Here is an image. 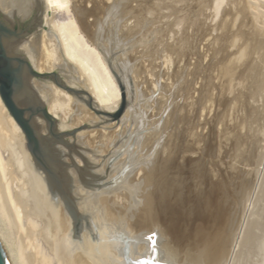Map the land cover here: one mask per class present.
Wrapping results in <instances>:
<instances>
[{"label": "bare ground", "instance_id": "bare-ground-1", "mask_svg": "<svg viewBox=\"0 0 264 264\" xmlns=\"http://www.w3.org/2000/svg\"><path fill=\"white\" fill-rule=\"evenodd\" d=\"M215 1L224 3L210 0ZM228 3L213 26L211 21L198 19L203 10L192 11L188 16L191 35H184L173 46L182 52L187 43L197 59L189 69L191 82L185 89L180 87L187 101H173L163 127L171 132L184 125L187 129L170 133L162 147V130L147 132L143 141L138 138L137 144L142 141L149 154L145 162L134 163L136 168L129 176L121 178L127 160L113 167V158L127 147L128 133L132 131L134 136L144 128L158 127L154 117L167 107L172 85L161 86L160 99L152 101L151 121L140 123L130 106L129 82L128 89L122 80L121 87L118 85L108 55L104 57L93 43L114 10L113 0H0V22L7 29L30 21L31 34L2 38L8 58L23 66L14 69L24 91L18 93V105L41 106L39 112L45 106L49 110L46 119L58 125L57 133L49 132L43 117L32 118L33 128L25 118L49 172L38 162L0 94V207L9 223L10 249L1 236L0 243L10 264H178L175 258L179 256L189 264L233 261L258 173L260 155L254 157L251 151L261 149L264 139V104H255L264 100L260 97L264 93V0ZM201 26L205 37L199 35L203 41L197 55ZM132 33L138 34L135 28ZM141 56L142 64L147 56ZM192 56L188 55L189 60ZM152 81L146 83L151 92L156 85ZM196 83L199 87L195 88ZM92 104L94 107L89 106ZM208 105L218 107L213 124L227 119L230 124L226 130L222 126L217 135L213 131L211 145L204 148L205 135L196 129L203 127L199 118ZM84 128L77 137L69 138L70 132ZM219 139L216 155L214 141ZM155 154L156 162L151 164ZM211 156H216L217 162H211ZM108 171L109 181L117 176L119 185L101 191L98 186L105 177H100ZM81 219L89 220L90 226L98 224L108 240L98 244L87 222L79 231ZM115 229L121 231L111 238ZM13 236H17L18 245Z\"/></svg>", "mask_w": 264, "mask_h": 264}, {"label": "rangeland", "instance_id": "rangeland-1", "mask_svg": "<svg viewBox=\"0 0 264 264\" xmlns=\"http://www.w3.org/2000/svg\"><path fill=\"white\" fill-rule=\"evenodd\" d=\"M208 1L210 2V0H180V1L179 0H115V1L113 0L114 10L109 15V17L107 19H105V22H104L105 25L101 26L99 28L100 29V32H99L100 38L98 41H94L93 43L94 44L96 43L98 45V46L97 45L96 46L103 53V56L105 55L104 57L107 58V55H108L107 59H109L108 61L111 63V66H112L111 68L113 69V73H114V76L117 80L118 85L121 87V80H122V82L126 86V89H128L127 83L129 82V85H130L129 88H130V92H131L130 94L133 95V97H132V95H130L131 97H130L129 102H130V104L132 103L130 106H134L135 117L138 118L137 120L140 123H142V122L145 123L147 121H151L150 117H152L154 114V113L152 114V107L151 106L154 105L152 101H156V100L160 99L159 97H161V95H160L161 86H164V85H169V86L172 85L173 86V88H172V86H171V88L169 87L170 88L169 92L171 93L172 96H171L164 112L162 114H160L159 116L157 115L158 117L157 116L154 117V119L156 121H158V123H159V125L157 123L158 127H155L154 129H152L150 127L148 129L144 128L139 132V134L134 135V136H132V134H131L132 131L130 129L131 132L128 133V135H127L128 137L125 138V142L128 141L127 145H126L127 147L124 148V151H120L119 154L117 155V157L113 158L112 164H111V166H113V167H115L117 165V162L123 161L124 158H125V160H127V161L124 160L127 163H126L124 169L121 171V174L119 176L121 178L122 177L125 178V177L129 176V174H131V172L134 171V169L136 168V164H139V162L142 163V162L146 161L145 158H147L146 156L149 153L147 152V150L144 151V148L142 147L143 144H141V143H143L142 141L145 139V137L148 135V133L155 132V131L159 132V130H162L164 138L161 137L162 142H161L160 146L161 145L163 146L166 143V141H168L171 138L172 134H174V135L177 133L179 134V132L181 133V130H183L184 128L187 129V127H188V125H184L177 132L173 131V130H172V132L169 130H164L165 127H163V126H166L165 123L167 122L169 115H170V112L174 106L173 101L176 100L177 102H181V103L184 101L185 102L187 101L186 95L183 94L184 92L183 91L180 92V87L185 89L187 87L185 85H187L189 82H191L190 81L191 75L190 74L188 75V73H190L189 69H191L192 63H194L197 59L196 55L192 56V50L189 51L190 47H189V45H187V43L185 45V49L182 51L183 53L181 51H176L173 46H174V44L175 45L177 44V41L179 39H183V38H185V36L191 35L192 31H190V30H192V29L188 26V16L192 11L195 12L197 10L199 11L200 9L203 10V12L199 11V14H198L199 18L198 19H200V21H202L204 19L202 22H204L206 20H208L209 22L211 21L212 23L210 22V24H211V26H213L214 23L218 24L217 22L220 21V18H222V14L224 13L223 8H225L226 6L228 7V4H229L228 1L230 2V0H228V1L224 0V3H222L223 1H221V2L215 1L216 2V5H215L214 4L215 2L209 3ZM206 3H208V4H206ZM210 4L211 5L213 4L214 9H211L212 6ZM218 6L221 8L219 9ZM128 11H129V13H128ZM224 11H225V9H224ZM210 12H212V13H210ZM130 13H132V14H130ZM203 13H204V15H206L205 18L203 16ZM207 14H209V15H207ZM217 17H218V19H217ZM208 21H206V23H209ZM29 22L30 21H28V22L26 21L24 24L22 23V25L15 24L12 27V30H14L16 32H22L23 31V32H27V33L31 34V31L28 30V27H27L29 25ZM144 23H146L147 25L145 26ZM210 24H208V25H210ZM137 27H139V28H137ZM133 28H135V30H136V32H138V34L137 33L130 34V31ZM165 28H166V30H165ZM141 29H142V31H141ZM199 29H201V30H198L199 32L197 31L198 37H196V40H197L196 44H198L196 47L197 50L195 49L196 53L198 52L197 55L199 54V51H201L200 47H202L199 45V43L201 44V42L203 41V40H201V36H202V39H203V37H205L204 33H201V32H204V28H202V26H201ZM127 31H128V34H127ZM170 32H172L173 35ZM20 34H22V33H18V35H20ZM199 35H201V36H199ZM5 37H3V38H5ZM7 37H17V35L7 36ZM135 37H137V38H135ZM181 37H183V38H181ZM133 38H134V40H133ZM163 42H164V44H162ZM167 42L169 45H171L169 48H168L169 45L167 46ZM3 46H4V43H3ZM143 47L144 48L147 47L146 50ZM158 47H160V49ZM187 48H188V50H187ZM148 49H150V50L148 51ZM170 49H171V51H170ZM139 50H140V52H139ZM145 51H147V52L145 53ZM156 52L158 53V56H157ZM135 53H136V55H135ZM141 54L144 55V57L147 56V57H145V59H144L145 61L142 64H141V62H142L141 59H143V58H142ZM145 54H147V55H145ZM5 55L8 58L6 53H5ZM137 55H140V57H138ZM176 55H178V56H176ZM188 55L190 57L192 56V58L190 60H189L190 57H188ZM155 57H156V59H155ZM8 59L11 60V58H8ZM140 60H141V62H140ZM169 61H171V62H169ZM138 62H140V63H138ZM4 63L6 66L9 65L5 61H4ZM143 64L146 66L147 65H150V66L143 68L144 67ZM154 64H156V65H154ZM10 65L11 66L9 68H10V70L12 69L13 71L15 68L18 69V68L23 67L19 61H12V63ZM151 67H154V68H151ZM24 68L26 69L27 66H24ZM148 68H150V69L148 70ZM162 68H164V69H162ZM26 70H28V68ZM161 71H163V72H161ZM152 74L154 76H152L151 77L152 79H151L150 76ZM169 76H171V77L169 78ZM18 78H19V76H18ZM150 79L153 80L152 82H154L156 84V85L152 86V92H151L150 86L148 87V85L146 84L149 81H151ZM183 79H184V81H183ZM126 80H129V81H126ZM172 80H174V81H172ZM180 80H182V81H180ZM137 84H138V88H140V89L136 88ZM196 87H199L198 83L195 84V88ZM136 89H138L137 92H136ZM21 91L24 92L23 86H22V83L20 80L19 82H15V85L13 87V99H14L16 105L18 106V108H20L21 110H24L26 112L25 118L28 121H30L32 128H33V125L31 123L32 118L35 119V118H39V117L42 118L43 117L45 122L50 127L49 132L53 131V132L57 133L56 130L58 129V125L47 120L46 117L44 116L43 112H42V109H41V112H39V109L41 106L39 108H37L36 105H33L32 107L30 105L27 107H23V106L18 105L17 97H18V93H19V95L22 94ZM172 92H173V94H172ZM151 94H152V96H151ZM263 94H262V96L260 95V97H262L264 99ZM137 95H139V96H137ZM80 97L83 98L85 96L81 95ZM141 97H142V99H141ZM196 97H197V95H196ZM132 98H133V101H132ZM262 98H260V99L262 100ZM260 99L258 98V100H260ZM256 103H258V105H260V106H263L260 103L264 104V100L259 101V102H257V100H256L255 104ZM89 106L94 107L93 104L89 105ZM43 109L46 111V113L49 114V110L47 107L44 106ZM217 114H218V107H216V105L215 106L214 105L213 106L208 105V109L205 110V114L199 118L200 121L203 123V127L197 128L196 132L197 133L199 132L198 134H202L203 136L205 135L204 140L202 142V144H203L202 147H204V148L206 146L211 145V134L213 133V131H216L217 132L216 135H217L218 133H220L222 126H224L223 129L226 130L227 126L230 124L229 119L224 121V123L226 122L225 123L226 126L223 123V121L221 123L213 124V122L214 123L216 122ZM98 116H101L103 118L108 119V117L106 115H103L101 113H98ZM208 117H210V118H208ZM214 118H215V120H214ZM210 121H212L211 122L212 124L210 123ZM213 127H215L214 128L215 130L213 129ZM206 128H207V130L205 131ZM86 129L87 128L70 132V133H72V136H69V138L77 137L81 132H83ZM225 130H222V133L226 132ZM170 133H171V135H170ZM42 134H45V133L42 132ZM166 137H168V138H166ZM67 138L68 137H66V139ZM138 138H142V141L139 144H137ZM217 141H214V144L216 145L215 146L216 148L214 147V150H216V153H217L219 146H220V143H219L220 139ZM261 143L262 144H259V145H261L260 146L261 149L256 148V150L253 151V149H254L253 148L251 151V155L253 154L254 157L256 155L257 156L260 155V159H259L258 165L256 167L258 173H257V177H256L253 195L247 204V207H246L247 211L244 214V220L242 223V227H243L242 232L244 234L240 233L239 237H238L239 244H238V248L236 250L235 257H238V258L240 257V258L238 259V258L234 257L233 261H231V263H229V264H264V245H263L264 244V139H263V141H261ZM206 144H208V145H206ZM254 147H256V146H254ZM35 149H36L37 155H38V162L39 163L42 162L45 166L42 165V163L40 165L43 166L45 169H47L49 172H51L49 166L46 165L47 161H45L43 154H42L41 150L39 149V147L35 146ZM259 151H261L262 154L261 153L258 154ZM126 152H129V153L126 154ZM157 153H158V151H157ZM218 154H219V152L216 155H218ZM131 157H132V159L130 160ZM211 157L209 158L211 162L217 160V158L215 159L216 156H211ZM134 158L136 159L135 161L133 160ZM135 162H136V164H134ZM155 162H156V154L151 159V164H154ZM179 163L183 164V160H179ZM52 176H54L53 173H52ZM102 177H105V178L103 179ZM116 177L113 176L112 180L109 181L111 178V172L110 171L106 172V174L101 175L100 178L103 179L102 186H100V187L98 186V188H100L101 191L105 190V189L106 190H108V189L115 190L119 185L118 184L119 177H117V178ZM84 222L85 223L87 222V225L90 227L91 231L93 232V236H94V238L98 244H100L102 242V240L108 238L105 236L106 234H104V232L101 231V228L98 224H96L98 226H96V225L90 226L89 224H91V222L89 220L87 221L86 219L85 220L81 219V221H79V227H80L79 231H81L83 229ZM82 223H83V225H82ZM0 225H1L0 226V236L2 237V239L7 244L8 248L10 249L9 237H11V235H10L11 232H10V228H9V223L7 222L6 219L3 218V213H2L1 207H0ZM112 231L113 232L111 234L113 236H111V238L116 237L117 234L121 230L118 229L117 230L118 232L116 231V229L112 230ZM123 232L127 237L133 238V236H130L129 232H125V231H123ZM107 233L110 235L109 232H107ZM241 235H243V237ZM247 236H248V238H247ZM12 239L14 240L16 245L19 244L17 236H13ZM244 240L245 241L247 240V242H245ZM115 241H117V240H115ZM243 241L245 243H243ZM124 242L126 243V246H129V242L127 239H125ZM175 260L177 261L178 264H179V261L182 264H189V262L183 260V258L180 256L175 258Z\"/></svg>", "mask_w": 264, "mask_h": 264}, {"label": "water", "instance_id": "water-1", "mask_svg": "<svg viewBox=\"0 0 264 264\" xmlns=\"http://www.w3.org/2000/svg\"><path fill=\"white\" fill-rule=\"evenodd\" d=\"M29 30V28H28ZM18 33H24L22 32H16L14 30L7 29L6 25L2 22H0V94L2 96V99L4 100L7 108L11 112V114L14 116V118L17 120V122L22 127L23 131L25 132L27 139L32 147V150L34 153L37 154V151L35 149V146L37 145V141L35 138L34 131L30 127L28 121L25 119V113L23 110L17 107L14 99H13V87L15 85V82H19L20 79L15 74L12 69L10 70V64L12 63L11 60H9L4 51L3 41L2 38L5 36H15L18 35ZM5 62H7L9 65L6 66ZM42 112L45 116H49L48 113L42 108ZM0 264H10L8 257L6 256V253L3 250V247L0 243Z\"/></svg>", "mask_w": 264, "mask_h": 264}]
</instances>
